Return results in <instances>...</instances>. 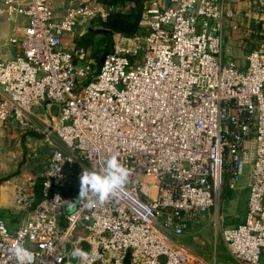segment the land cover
Segmentation results:
<instances>
[{"label": "built area", "instance_id": "built-area-1", "mask_svg": "<svg viewBox=\"0 0 264 264\" xmlns=\"http://www.w3.org/2000/svg\"><path fill=\"white\" fill-rule=\"evenodd\" d=\"M55 4L0 0L14 50L0 59V124L40 132L52 149L39 196L34 176L17 186L24 222L9 228L0 211V264H16L13 244L33 252L31 264H72L75 249V264H126L128 252V264H208L184 240L206 220L236 264H264V47L242 66L224 59L223 0H151L144 34H118L98 64L88 49L66 50L63 38L111 9ZM112 154L129 170L126 185L95 207L79 201L75 185L67 214L64 166L77 168L69 174L80 183ZM245 176L246 212L228 226L223 196Z\"/></svg>", "mask_w": 264, "mask_h": 264}, {"label": "crops", "instance_id": "crops-1", "mask_svg": "<svg viewBox=\"0 0 264 264\" xmlns=\"http://www.w3.org/2000/svg\"><path fill=\"white\" fill-rule=\"evenodd\" d=\"M91 1L102 3L104 0ZM149 1L151 0H147L145 4ZM160 1L164 5L167 2V0ZM55 2V5L59 7L60 0H55ZM108 7L111 9L110 13L115 11L114 7ZM223 7L229 14L222 32L223 56L225 60L242 66L245 64V57L250 49L264 47V0H223ZM56 11L61 14L60 8H56ZM141 23L140 27L143 29ZM92 24L84 29L80 28L74 34L66 35L63 38V47L66 50H73L74 43L87 34ZM4 40L6 41L0 36V44H2L0 54L5 52ZM8 58L10 57L5 59ZM43 138L44 135L40 132L23 131L0 124V211L9 228H18L27 215L26 209L17 203V186L28 184L30 176L27 173L29 169L28 150L31 147L42 145ZM249 181L248 176L242 178L238 186L240 192L246 193ZM246 202L239 222L244 217Z\"/></svg>", "mask_w": 264, "mask_h": 264}, {"label": "rangeland", "instance_id": "rangeland-1", "mask_svg": "<svg viewBox=\"0 0 264 264\" xmlns=\"http://www.w3.org/2000/svg\"><path fill=\"white\" fill-rule=\"evenodd\" d=\"M12 27L13 25L6 21H0V36L4 37L5 48L4 53L0 54V58L5 59L7 57H11L14 55V50L12 46L9 44V38L12 35ZM94 31L99 30V26L97 24H92L91 26ZM80 28L76 29V32ZM96 39L99 38L97 35ZM117 38V36H115ZM2 47V44H0ZM8 128L11 126H7ZM56 147H61L58 144H55ZM39 147L45 148L43 150L44 153H48L49 147L46 145H40ZM39 147H31L29 148V169L28 172L30 176H34L37 178L38 175L42 173V169L45 168V162L43 158L39 160V166H37L35 162V155L37 154L36 150ZM38 155H40L38 153ZM38 155L36 157H38ZM62 197L69 203H71V207L66 208V213L70 214L76 209L77 195L72 190L62 189L60 191ZM223 200H225L224 212L227 216V225L234 226L237 225L239 222V217L241 216V212L245 202H248V189L246 193L238 191L234 192L233 190L226 189L225 194L223 196ZM246 202V203H247ZM247 208V205H246ZM246 212V211H245ZM245 214V213H244ZM87 234L86 231H77L75 236H85ZM184 240L188 245L191 253L198 259L207 262L208 264H236L228 255L225 246L216 231V228L213 223L209 221L199 222L190 228H188L184 234Z\"/></svg>", "mask_w": 264, "mask_h": 264}, {"label": "trees", "instance_id": "trees-1", "mask_svg": "<svg viewBox=\"0 0 264 264\" xmlns=\"http://www.w3.org/2000/svg\"><path fill=\"white\" fill-rule=\"evenodd\" d=\"M147 0H104L105 6L114 7L115 11L109 14V16L103 20L96 21L100 28L94 31L90 28L85 36L76 41L75 48L83 47L88 49L90 56L96 59L99 64L102 57L109 52L113 43L114 36L117 34L124 36H134L136 34H144V30L140 27V22L142 20V14L145 10V3ZM99 38H95L96 36ZM45 148L39 147L35 155V164L39 166V160L43 158L47 165L52 149L49 148L48 153L41 155ZM38 153L40 155H38ZM43 154V153H42ZM38 155V157H36ZM46 167V166H45ZM45 168L42 169V173ZM41 173V174H42ZM40 174V175H41ZM40 175L37 176L35 182V193L39 196L41 179Z\"/></svg>", "mask_w": 264, "mask_h": 264}, {"label": "clouds", "instance_id": "clouds-1", "mask_svg": "<svg viewBox=\"0 0 264 264\" xmlns=\"http://www.w3.org/2000/svg\"><path fill=\"white\" fill-rule=\"evenodd\" d=\"M129 177V170L124 166L117 154H112L104 159L102 166L84 169L79 177V201L86 207L103 205L122 189ZM71 207V203L67 204ZM12 254L16 264H31L33 252L19 244L12 245ZM72 256L82 258L79 249L72 252Z\"/></svg>", "mask_w": 264, "mask_h": 264}, {"label": "water", "instance_id": "water-1", "mask_svg": "<svg viewBox=\"0 0 264 264\" xmlns=\"http://www.w3.org/2000/svg\"><path fill=\"white\" fill-rule=\"evenodd\" d=\"M77 170V168L75 166H69V165H65L64 166V173L67 175V186H66V189L67 190H71L75 185L77 186V195L79 194V190H80V183H77L76 182V179L75 177L71 176L69 173L70 172H75ZM70 245H66V251L69 252L70 250ZM81 249L88 252V246L86 243H82L81 244ZM130 261V252L127 253L126 255V259H125V262L126 264H128ZM70 263L72 264H75L77 262V258L76 257H72L70 260H69Z\"/></svg>", "mask_w": 264, "mask_h": 264}]
</instances>
